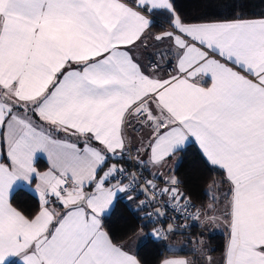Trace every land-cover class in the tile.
<instances>
[{"label":"snow or ice","instance_id":"obj_1","mask_svg":"<svg viewBox=\"0 0 264 264\" xmlns=\"http://www.w3.org/2000/svg\"><path fill=\"white\" fill-rule=\"evenodd\" d=\"M251 3L0 0V264H148L106 223L122 196L155 240L190 227L171 210L223 224L219 264H264V0ZM193 143L219 170L199 207L177 175ZM153 264L193 262L165 245Z\"/></svg>","mask_w":264,"mask_h":264},{"label":"trees","instance_id":"obj_2","mask_svg":"<svg viewBox=\"0 0 264 264\" xmlns=\"http://www.w3.org/2000/svg\"><path fill=\"white\" fill-rule=\"evenodd\" d=\"M184 6L186 11L193 15L197 14L196 11L190 7L189 0H184ZM261 7L259 0H252L250 6L251 11L259 12ZM157 22L162 23V18L157 17ZM38 166L43 169L46 167V164L41 160ZM177 175L185 181L186 186L184 190L191 196L192 202L199 207L208 203L204 195V190L208 188L212 180L219 178V171L208 166L197 147L190 144L186 151L181 154V159L177 165ZM15 202L23 206H31L35 203V197L31 192L19 190L15 193ZM142 216L143 213L137 211L135 203L129 202L126 198H120L116 203L115 209L106 220V223L113 234L125 243L138 232L145 231L148 236L136 252H138L142 260L147 261L148 264H153V262L158 259L159 250L164 248L167 243L166 241L161 242L155 240L150 235L153 224L149 221L142 220ZM167 223L169 222L165 221V226ZM142 225H144V227H141ZM201 229L202 226L192 225L188 229H184L182 234L188 235L192 233V237L197 238ZM225 239L226 236L217 231L207 236V242L204 246L205 252L203 253L219 260L222 256ZM191 243L190 241V244ZM174 252L178 255H202V253L183 250ZM165 255H170V253L165 252Z\"/></svg>","mask_w":264,"mask_h":264},{"label":"rangeland","instance_id":"obj_3","mask_svg":"<svg viewBox=\"0 0 264 264\" xmlns=\"http://www.w3.org/2000/svg\"><path fill=\"white\" fill-rule=\"evenodd\" d=\"M216 229V230H215ZM217 232H222L223 228L220 225L214 227L213 225L208 223V225H203L202 229L200 230V234L197 235L196 237H192V233L188 235L184 234H177L175 232L170 233L168 235V239L165 240L167 245L172 248L173 251H191V252H197V253H202L205 252L204 246L207 242V236L212 235ZM139 237L141 236L140 234H143V236L147 237V233L145 231H141L138 233ZM190 241L192 242L190 244ZM201 241L203 243H201Z\"/></svg>","mask_w":264,"mask_h":264},{"label":"crops","instance_id":"obj_4","mask_svg":"<svg viewBox=\"0 0 264 264\" xmlns=\"http://www.w3.org/2000/svg\"><path fill=\"white\" fill-rule=\"evenodd\" d=\"M132 135H135V133H132ZM193 145L195 146V147H197V149H198V146H196L194 143H193ZM199 150V149H198ZM43 160V159H42ZM44 161V163L46 164V161L45 160H43ZM179 162V161H178ZM178 165V164H177ZM47 166V165H46ZM215 170H218V169H215ZM219 171V170H218ZM121 198H125V197H121ZM201 226L200 224H199V222H194V221H192L191 222V225L190 226ZM204 225H208V224H204ZM213 225V224H212ZM216 226H218V225H213V229H214V227H216ZM221 226H222V228H223V231L221 232V233H223L225 236H226V229H225V227L223 226V224H221ZM216 230V229H215ZM141 232V231H140ZM139 233V232H138ZM136 234L134 237H132L131 239H129L127 242H126V245L128 246V248H130L133 252H136L137 250H138V248L144 243V241L146 240V236L144 237L143 236V234H140L141 236L139 237V234ZM180 256H182L183 258H185V259H188V260H190V261H192L193 262V264H207V260H206V256L207 255H180ZM212 257V256H211ZM212 259H213V261L215 262V264H219V262H220V259L218 260V259H216V258H213L212 257Z\"/></svg>","mask_w":264,"mask_h":264},{"label":"built area","instance_id":"obj_5","mask_svg":"<svg viewBox=\"0 0 264 264\" xmlns=\"http://www.w3.org/2000/svg\"><path fill=\"white\" fill-rule=\"evenodd\" d=\"M141 198H142V197H141ZM192 203H193V202H192ZM168 216H176L177 219H176L175 223L178 224V225H183V224H185V223H187L188 225H191V222H192V220H187V221H185V220L181 219L177 213H173L171 210L168 211ZM165 221H166V222H169V223H172V222H173V221H170V220H167V219H165ZM188 228H189V227H188ZM188 228H187V229H188ZM180 230H184V229H180Z\"/></svg>","mask_w":264,"mask_h":264},{"label":"water","instance_id":"obj_6","mask_svg":"<svg viewBox=\"0 0 264 264\" xmlns=\"http://www.w3.org/2000/svg\"><path fill=\"white\" fill-rule=\"evenodd\" d=\"M175 233L182 234L183 230H177V231H175Z\"/></svg>","mask_w":264,"mask_h":264}]
</instances>
